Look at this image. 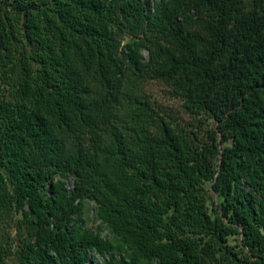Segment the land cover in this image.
<instances>
[{
  "label": "trees",
  "instance_id": "1",
  "mask_svg": "<svg viewBox=\"0 0 264 264\" xmlns=\"http://www.w3.org/2000/svg\"><path fill=\"white\" fill-rule=\"evenodd\" d=\"M92 255L264 264V0H0V264Z\"/></svg>",
  "mask_w": 264,
  "mask_h": 264
},
{
  "label": "rangeland",
  "instance_id": "2",
  "mask_svg": "<svg viewBox=\"0 0 264 264\" xmlns=\"http://www.w3.org/2000/svg\"><path fill=\"white\" fill-rule=\"evenodd\" d=\"M144 57H146V53H144ZM145 90L158 106L166 108V111L173 112L175 115L181 118L183 122H189L190 119L181 109V102L170 95L169 89L165 85L157 81H150L146 85ZM66 185L67 187H70L71 180H67ZM81 219L86 227L92 229L93 231L100 230L101 236L104 239H110L111 236L108 230L105 226L101 225L100 221L96 217L94 203H83V205L81 206ZM90 258L91 254H89V259ZM93 259L95 260L96 264H105L104 261L107 262L109 260V256L94 255Z\"/></svg>",
  "mask_w": 264,
  "mask_h": 264
}]
</instances>
